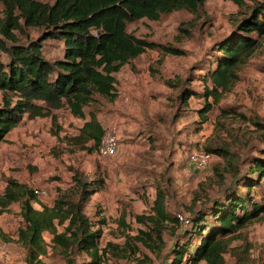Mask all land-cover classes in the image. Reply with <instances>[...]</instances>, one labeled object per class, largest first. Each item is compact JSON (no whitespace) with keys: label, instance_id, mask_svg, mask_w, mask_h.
I'll return each mask as SVG.
<instances>
[{"label":"rangeland","instance_id":"rangeland-1","mask_svg":"<svg viewBox=\"0 0 264 264\" xmlns=\"http://www.w3.org/2000/svg\"><path fill=\"white\" fill-rule=\"evenodd\" d=\"M246 8L229 0H206L196 13L180 9L157 20L143 18L128 23L127 31L134 36L172 45L181 53L147 48L115 73L114 100L95 94V100L84 107L85 118L94 111L104 128L111 124L118 127L115 154L100 159L95 149L87 152L72 144L70 138L77 134L83 119L65 106L48 116L28 118L24 114L0 142V192L6 177L15 178L45 192L33 202L39 207L51 205L62 194L75 195V177L82 181L102 178L101 189L90 196L84 208L87 216L106 220L101 226L100 248L108 242L125 248V236L142 227L133 215L149 211L157 185L166 192V209L172 214L188 216L190 210L220 198L232 181L230 156L211 152L207 165L200 170L189 163L188 156L193 150L225 147L234 155L240 171L257 155L264 157V39L235 69L237 77L217 100L207 99L212 108L204 116L199 112L205 102L203 96L191 95L185 100L182 96L187 89L201 94L204 73L216 66V43L231 33ZM21 26L12 30L17 43L26 44L43 34V27ZM42 51L51 61L62 56L60 43L52 39L42 41ZM206 84H210L208 79ZM254 193L258 200L264 196V177ZM18 212L19 205L13 203L0 215V231L7 240L0 245V264H6L4 252L14 256L10 264L24 261L25 250L16 242L21 222ZM123 214L131 229L119 224ZM183 231L177 223H168L162 252L137 244L135 254L129 250L112 254L106 264H168L169 250L183 239ZM43 236L48 248L42 259L48 264H64L61 252L49 244L50 235L45 232ZM225 241V264H259L264 260V215Z\"/></svg>","mask_w":264,"mask_h":264},{"label":"trees","instance_id":"trees-1","mask_svg":"<svg viewBox=\"0 0 264 264\" xmlns=\"http://www.w3.org/2000/svg\"><path fill=\"white\" fill-rule=\"evenodd\" d=\"M205 1L54 0L48 3L0 0V33L3 35L0 39V142L22 121L24 114L28 118L48 116L54 109L65 106L73 115L83 119L70 142L87 152L96 149L104 127L94 111H89L88 118H85L83 110L95 100L94 95L114 100L117 97L115 73L147 48H160L170 54L181 53L172 45L134 36L127 31V24L143 18L157 20L163 14L180 9L196 13ZM229 1L247 8L236 20L231 33L216 43V66L204 73L201 94L187 89L182 96L183 100L191 95L203 96L205 102L199 110L202 116L212 108V102L207 99L217 100L237 77L235 69L264 39V0ZM246 1L250 4L247 5ZM22 24L43 27L41 38L26 44L17 43L12 30L22 29ZM45 39L60 43L61 57L52 61L45 58L42 51ZM207 79L210 84H206ZM206 150L230 156L232 181L220 198L209 200L204 208L190 210V225L183 228L184 240H177L171 247L168 264H197L201 261L225 264V238L264 215V196L258 200L254 193L264 177V157L257 155L245 170L240 171L234 155L225 147ZM220 177L223 180V174ZM74 179L77 185L75 195L62 194L51 205L39 204L36 208L33 206L36 200L33 189L15 178H5L0 192V215L13 203L19 205L21 222L16 230V242L25 250V264H48L42 259L48 248L43 236L45 232L50 235L49 244L61 252L64 264H106L112 254L125 250L135 254L139 251L137 244L156 253L162 252L167 224L177 223L181 227L176 214L166 209V192L157 185L149 211L133 215L134 221L142 227L125 236V248L110 242L100 248L98 240L106 220L87 216L84 208L90 196L101 189L104 180ZM125 216H121L119 224L131 229ZM4 236L0 231V245L7 241ZM82 254L84 256L79 258ZM259 264H264V260Z\"/></svg>","mask_w":264,"mask_h":264},{"label":"built area","instance_id":"built-area-1","mask_svg":"<svg viewBox=\"0 0 264 264\" xmlns=\"http://www.w3.org/2000/svg\"><path fill=\"white\" fill-rule=\"evenodd\" d=\"M118 138V127L115 124L104 128V132L100 138V141L95 149L97 156L100 159H106L111 157L116 152ZM212 154L204 150H193L188 156L189 163L197 170L203 169L208 161L210 160ZM36 196L42 195L45 192L38 189H33ZM176 217L181 225V227H189L190 219L187 215L180 212L176 213Z\"/></svg>","mask_w":264,"mask_h":264},{"label":"crops","instance_id":"crops-1","mask_svg":"<svg viewBox=\"0 0 264 264\" xmlns=\"http://www.w3.org/2000/svg\"><path fill=\"white\" fill-rule=\"evenodd\" d=\"M37 208V207H36ZM4 258H5V260H6V264H10L13 260H14V256L11 254H9V253H6V252H4ZM21 264H25V262L23 261V262H21Z\"/></svg>","mask_w":264,"mask_h":264}]
</instances>
